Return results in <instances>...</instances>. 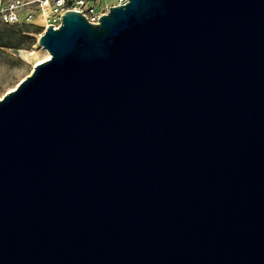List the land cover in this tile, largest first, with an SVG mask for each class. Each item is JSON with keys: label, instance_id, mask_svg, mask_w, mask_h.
I'll return each instance as SVG.
<instances>
[{"label": "water", "instance_id": "95a60500", "mask_svg": "<svg viewBox=\"0 0 264 264\" xmlns=\"http://www.w3.org/2000/svg\"><path fill=\"white\" fill-rule=\"evenodd\" d=\"M0 99V264H264V0L69 10Z\"/></svg>", "mask_w": 264, "mask_h": 264}, {"label": "rangeland", "instance_id": "374dc122", "mask_svg": "<svg viewBox=\"0 0 264 264\" xmlns=\"http://www.w3.org/2000/svg\"><path fill=\"white\" fill-rule=\"evenodd\" d=\"M23 7L12 8L14 0H0V99L13 91L35 68V63L46 55L39 45L46 31L45 12L41 0H25ZM119 0H98L100 13L117 5ZM13 11L18 20L8 23L4 13Z\"/></svg>", "mask_w": 264, "mask_h": 264}, {"label": "built area", "instance_id": "2783aa9c", "mask_svg": "<svg viewBox=\"0 0 264 264\" xmlns=\"http://www.w3.org/2000/svg\"><path fill=\"white\" fill-rule=\"evenodd\" d=\"M127 2L128 0H119L117 5H124ZM25 4V0H14L12 8L23 7ZM97 4L98 0H41L39 2V7L45 12L47 30L50 26H53L54 29H58L61 26L63 16L69 10L78 11L82 13L89 22L98 24L101 16L108 12L100 13L97 9ZM3 16L8 23L18 20V16L13 11H8L4 13Z\"/></svg>", "mask_w": 264, "mask_h": 264}, {"label": "bare ground", "instance_id": "6f19581e", "mask_svg": "<svg viewBox=\"0 0 264 264\" xmlns=\"http://www.w3.org/2000/svg\"><path fill=\"white\" fill-rule=\"evenodd\" d=\"M51 58V55L49 54V52L46 51V55L42 58V59H39L36 63H35V67L40 64V63H43L47 60H49Z\"/></svg>", "mask_w": 264, "mask_h": 264}]
</instances>
